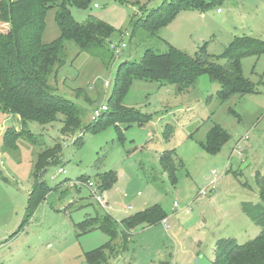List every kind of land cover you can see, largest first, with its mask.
Here are the masks:
<instances>
[{
	"label": "rangeland",
	"instance_id": "obj_1",
	"mask_svg": "<svg viewBox=\"0 0 264 264\" xmlns=\"http://www.w3.org/2000/svg\"><path fill=\"white\" fill-rule=\"evenodd\" d=\"M163 1L93 0L86 10L70 8L75 22L84 23L89 16L100 19L116 31L112 43L124 40L126 45L109 60V53L103 59L78 54L65 42V65L49 83L83 110L82 129L91 124L94 109L107 106L117 67L139 63L147 50L165 53L171 46L194 56L204 43L206 53L216 57L234 37L264 42V0H227L205 12L180 11L152 34L136 26V20L145 19ZM55 11L46 13L43 44L60 36ZM125 33L129 37L123 38ZM210 61L226 64L223 58ZM240 65L252 94L221 101L219 84L205 75L182 93L171 84L134 81L121 96V105L150 115L149 122L105 124L97 133L84 129L63 135V117L58 115L51 125L29 123L36 145L21 140L15 152L3 151L1 140L17 122L1 114L0 264H86L84 253L104 245L108 237L100 231L77 236L75 224L97 213L120 222L144 205L160 206L166 225L137 228L127 240L116 239L115 252L106 264H212L216 241L234 239L242 245L255 238L261 229L245 216L241 204L258 202L255 179L264 173V54L243 57ZM214 125L224 129L229 140L211 155L200 143ZM57 143L61 146L58 162L49 165L42 177L51 192L25 231L6 243L23 218L36 155ZM166 151L175 154L174 183L160 167L159 158ZM59 168L64 173L57 174ZM110 171L115 172L116 182L98 194L106 202L104 209L79 179L96 185V176ZM128 206L132 209L126 210Z\"/></svg>",
	"mask_w": 264,
	"mask_h": 264
},
{
	"label": "trees",
	"instance_id": "obj_2",
	"mask_svg": "<svg viewBox=\"0 0 264 264\" xmlns=\"http://www.w3.org/2000/svg\"><path fill=\"white\" fill-rule=\"evenodd\" d=\"M93 0H0V114L18 116L20 130L7 128L2 136L3 151L18 149L22 140L31 146L36 145L33 134L28 130L29 123L41 126L51 125L61 115L63 135H74L84 130L97 133L105 124H138L150 121V115L121 105V96L134 81L158 84H171L182 93L192 88L201 76H207L211 83H217L219 100L231 95L254 93L251 83L245 79L241 70V59L246 56L264 54V42L248 37H234L220 56L210 57L203 43L194 56L180 52L169 46L165 53L151 50L144 52L139 63H122L117 67L113 89L107 99L108 111L97 121L81 127L83 110L71 100L56 92L49 81L56 77L66 62L65 42L71 43L77 53H87L109 60L113 54L109 49L116 31L104 21L89 16L84 23L74 21L70 8L86 10ZM227 0H164L163 3L148 12L145 19L136 20V26L148 33H154L166 26L180 11L205 12ZM55 8V21L60 36L54 41L43 44L42 35L45 29V17L49 9ZM120 32L118 33V35ZM225 59V65L213 61ZM103 122V123H102ZM102 123V124H101ZM116 127V126H115ZM117 128V127H116ZM165 129L171 131V127ZM170 132L164 135L167 142ZM229 140V134L218 125L212 126L200 143L207 154H217ZM61 154L60 144L38 153L33 172V184L28 196L25 212L18 229L9 240L23 233L30 224L38 206L45 201L51 188L42 180L46 168L58 162ZM174 152L166 151L159 163L168 179L175 182L176 164ZM96 188L99 192L109 189L116 182L113 171L96 176ZM4 180V179H3ZM5 181V180H4ZM89 180L80 178L85 184ZM255 184L258 202H243L242 212L261 230L260 233L245 244H237L234 239H221L215 242L212 264H264V173L257 174ZM160 206L155 205L136 212L120 222L107 213L88 217L75 228L77 236L100 231L108 241L99 248L84 253L86 264H106L110 254L115 252L116 239L127 240L129 234L137 228H145L165 220ZM157 264H170L161 261Z\"/></svg>",
	"mask_w": 264,
	"mask_h": 264
},
{
	"label": "built area",
	"instance_id": "obj_3",
	"mask_svg": "<svg viewBox=\"0 0 264 264\" xmlns=\"http://www.w3.org/2000/svg\"><path fill=\"white\" fill-rule=\"evenodd\" d=\"M95 7H96V5H95ZM126 37H129V35L127 33L124 34L123 38H126ZM125 47H126V45L124 44V40H122V42L120 44L111 43L109 46V49L117 57L118 54L121 52V50ZM107 111H108V107L106 105H101L99 108L94 109L91 113V116H90L91 122L97 121ZM62 173H64V170L59 168L57 171V174H62ZM81 185L87 186L90 189V193H91V195H93L95 201L99 204V206L101 208L105 209L106 202H104L103 198L100 195H98L99 191L97 190L96 186L90 181H88L85 184L81 183ZM201 195L204 196L205 191H203L201 193ZM173 207L176 208L177 204L174 203ZM161 223H163V225H166L167 222H166V220H163Z\"/></svg>",
	"mask_w": 264,
	"mask_h": 264
},
{
	"label": "crops",
	"instance_id": "obj_4",
	"mask_svg": "<svg viewBox=\"0 0 264 264\" xmlns=\"http://www.w3.org/2000/svg\"><path fill=\"white\" fill-rule=\"evenodd\" d=\"M218 11V10H217ZM1 115V114H0ZM4 116V115H3ZM8 117H13V118H15V121H14V124L16 125V122H17V127L16 128H14L16 131H18V130H20V128H21V122H20V118L18 117V116H6V118H8ZM2 128V127H1ZM1 130H3V128L1 129ZM28 150L30 149L28 146L26 147ZM30 193V192H29ZM147 207L144 205V206H142V208H139V209H137L136 211L137 212H140V211H143V210H145ZM132 208L131 207H127L126 208V210H131ZM36 213V212H35ZM136 213V212H135ZM24 215V214H23ZM130 216V215H129ZM6 243L7 242H10V240L8 239V240H6L5 241Z\"/></svg>",
	"mask_w": 264,
	"mask_h": 264
}]
</instances>
